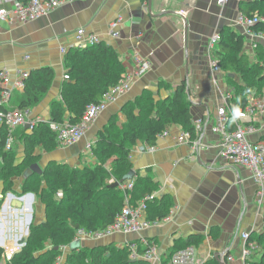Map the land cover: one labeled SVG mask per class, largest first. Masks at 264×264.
I'll return each mask as SVG.
<instances>
[{
    "label": "crops",
    "instance_id": "1",
    "mask_svg": "<svg viewBox=\"0 0 264 264\" xmlns=\"http://www.w3.org/2000/svg\"><path fill=\"white\" fill-rule=\"evenodd\" d=\"M239 2L233 0L219 6L216 0H63L53 12L33 21L0 20V71L9 70L12 82L19 79L21 71L30 73L46 66L55 71L48 92L31 108L33 117L39 120H50L52 103L62 100L61 90L66 82L65 58L70 51L63 54L62 48L75 41L79 27H87L98 34L102 42L112 46L125 71L134 69L136 55L152 61L151 69L133 83L129 92L100 114L79 142L69 146L58 144L48 151L37 147L35 153L41 155L39 161L42 159L44 165L38 163L42 169L51 161L80 164L84 155L90 152L86 150V144L94 142L103 125L106 126L115 115L124 121V106L134 102L146 90H150L156 100H162L186 81L193 119L204 117L206 122H213L226 91L233 89L227 79L230 72L223 70L221 74H213L208 44L211 36L220 33L224 27L243 34L233 22L241 11ZM0 7L10 9L13 3L0 0ZM115 20L118 21V37L109 32L111 22ZM217 48L218 45L211 51L216 57ZM245 50L252 59L256 58L246 37ZM231 74L232 78L236 75ZM23 93L24 89H14L5 107L18 109ZM68 116L69 113L66 118ZM27 125L19 126L12 134L11 147L18 152L19 162L25 155L22 137L32 131ZM4 128L0 125V138ZM182 130L180 126L172 125L169 135L157 142L153 152H141V143L131 151L135 174L150 172L158 183L154 192L157 199L166 194L172 197L169 212L174 211L173 219L139 235L115 233L101 240L83 241L84 245L115 242L123 247L128 241L139 242L142 247L150 244L156 247L161 258L155 264H166V257L173 249L184 246L191 236L202 235L201 243L196 245L199 264L212 254L223 255L227 251L234 257L228 264H243L241 232L261 227L257 225L260 222L254 202L257 187L252 172L226 163L220 157L221 138L210 128H206L199 138L198 154L192 153L190 144L178 143L176 137ZM0 162L3 163L1 159ZM23 183L16 180L12 189L6 191L0 179V247L10 254L19 248L21 239L29 235L32 219L36 217L37 196L32 192L23 194ZM14 197L22 205H18ZM155 205L156 202L152 203L153 212ZM39 207L36 208L40 212L38 222L46 216L44 204ZM60 258L63 263L65 257Z\"/></svg>",
    "mask_w": 264,
    "mask_h": 264
},
{
    "label": "trees",
    "instance_id": "2",
    "mask_svg": "<svg viewBox=\"0 0 264 264\" xmlns=\"http://www.w3.org/2000/svg\"><path fill=\"white\" fill-rule=\"evenodd\" d=\"M18 1L26 3L29 0ZM239 9L248 15L258 12L264 18V0H241ZM255 29L264 32V20L257 23ZM220 34L216 53L224 71L230 72L227 79H232L231 73L246 79V83L240 85L241 89L236 90L233 86L231 99L236 107H244L250 94L264 95V46L255 50L256 58L251 62V56L245 50L244 34L231 27H224ZM65 70L69 78L65 79L61 90L62 100L52 103L50 120H38L32 131L22 137L25 155L21 162L15 163L13 148H6L8 128L2 130L0 159L3 163L0 166V179L5 182L6 191L12 189L15 178L24 176L26 169L39 161L41 155L35 153L37 147L48 151L58 146L57 134L51 128V123H76L81 120L88 105L98 102L103 93L117 84L125 72L118 52L102 41L84 50L70 49L65 58ZM54 74L51 66L31 71L25 79L19 108L37 105L48 92ZM188 95L186 81L179 84L174 93L164 100H156L154 94L146 90L134 102L124 106L127 121L122 126L118 125L116 119H111L100 131L98 144L94 146L92 143L90 151L98 159L96 166L80 168L51 161L42 174L34 173L24 179L22 193H34L44 204L46 216L44 220L32 224L27 242L11 256L7 264H56L64 256L62 247L75 240L80 228L101 230L110 225L123 209L127 193L120 186L126 181L118 186H112L110 181L114 179L120 182L133 169L132 148L139 143L156 144L158 134L172 125L194 133ZM130 105L132 107L129 108ZM106 128L110 134H107ZM257 139L264 142V131L257 135ZM108 160L109 166H105ZM38 175L45 180L46 186L43 188L29 184ZM131 180L134 186L131 190L132 205L138 204L147 194H153L158 186L150 172L146 175L135 174ZM105 198L109 200L101 204L100 201ZM154 202L156 205L153 212L151 207ZM172 205L170 195H162L160 199L156 196L148 204L147 215L152 220L163 218ZM101 208H104L103 213ZM201 240L202 235L191 236L184 246L173 249L166 257V264L172 253L189 245L196 246ZM250 241H257L258 246H262L261 251L257 249L259 252L256 251L251 258V264H264V230L253 231ZM137 245L138 251L144 253L145 248L139 242ZM3 254L4 248L0 247V264ZM130 254L128 245L119 247L115 242H110L91 248H70L62 264H151L143 257L132 259ZM258 254L259 258L255 259ZM227 255L228 252L225 255L212 254L203 264H224L221 259Z\"/></svg>",
    "mask_w": 264,
    "mask_h": 264
},
{
    "label": "built area",
    "instance_id": "3",
    "mask_svg": "<svg viewBox=\"0 0 264 264\" xmlns=\"http://www.w3.org/2000/svg\"><path fill=\"white\" fill-rule=\"evenodd\" d=\"M2 1H11L13 3V7L10 9L0 7V20L9 22H29L36 20L50 14L63 3V0H29L26 3L18 0ZM231 1L233 0H216L219 6H225ZM263 20L264 18L258 12L248 15L242 11H239L233 20L234 25L242 29L248 45L253 51L262 45L264 46V32L255 29L256 24ZM117 26V20L110 24L109 32L114 37L119 36ZM220 40L221 34L216 32L211 36L208 44L209 66L213 74H221L223 72L220 59L214 54H211V51L218 45ZM100 42L101 38L98 34L88 30L85 26H81L76 30L75 41L70 46L62 48V52L65 54L68 49L84 50ZM151 67L152 61L149 58L136 55L134 69L126 70L117 84L106 90L98 102L88 105L81 120L76 123L69 121L51 123V128L57 134L58 143L62 146H69L79 142L100 114L121 95L129 92L133 83L138 78L144 76ZM28 76L29 72L21 71L19 79L12 82L9 70L4 68L0 71V82L2 84L0 92V125L8 128L9 131L6 145L7 149H11L12 134L15 129L26 124H29L33 128L39 120L33 117L31 108L8 109L5 107L11 99L14 89L23 90L25 88V79ZM64 78L68 79L69 75L65 73ZM232 96V90L226 91L224 101L217 106L213 122H206L204 117H198L194 120V133L188 130H182L176 139L178 143L190 144L192 153L198 154L199 151L197 150L200 147L199 138L206 128H210L213 133L221 138L220 157L226 163L239 165L251 170L252 176L258 184V201L261 202L264 197V142L257 139V135L264 131V95L256 96L255 94H250L248 96V103L244 107H236L231 101ZM169 133L170 128H167L158 134L157 142L165 138ZM91 148L92 141L86 144V150L90 151ZM156 148L157 143L152 145L142 143L139 146L141 152H153ZM110 182L113 183L115 181L112 179ZM120 186L127 193L123 209L118 213L115 220L101 230L80 228L74 241L78 240L82 243L86 240H101L115 233L139 235L152 226L169 222L173 219L174 211L169 212L163 218L150 219L147 215L148 204L156 198V195L154 193L147 194L138 204L132 205L131 190L134 187L133 181L128 180ZM59 195L62 196L63 194L60 192ZM253 229L256 231L264 229V219L263 225L260 228L253 227ZM253 229L252 231L241 232V258L243 264H251V258L258 249V245L254 241H250ZM144 243H147L146 240H144ZM126 245L131 249L130 256L132 259L143 257L151 264H155L161 259L154 245L148 244L145 246V251L142 254L138 251L136 241H128ZM231 247L232 245L230 244L229 251ZM196 252V246H186L172 253L168 264H199ZM7 255L10 257L12 254L7 251ZM232 260H234V257L230 253L221 259L224 264H228ZM56 264H61V258L57 260Z\"/></svg>",
    "mask_w": 264,
    "mask_h": 264
},
{
    "label": "rangeland",
    "instance_id": "4",
    "mask_svg": "<svg viewBox=\"0 0 264 264\" xmlns=\"http://www.w3.org/2000/svg\"><path fill=\"white\" fill-rule=\"evenodd\" d=\"M218 59H219V57H218ZM253 61H255V59H252L251 58V62H253ZM222 69H223V66H222ZM224 70V69H223ZM227 73V72H226ZM228 81H231V85H230V87L233 89V91H234V87H236V90L237 89H241V86L240 85H244L245 83H246V79H244V78H242L239 74H237L236 73V75L232 78V79H228ZM234 86V87H233ZM162 97V96H161ZM163 98V97H162ZM162 100H164V99H162ZM130 107H132V105H130L129 106V108ZM112 119H116L117 121H118V125L119 126H122L126 121H127V118H126V116L124 117V121H122L120 118H119V116L118 115H115L114 117H112ZM106 126H104L103 125V128H105ZM117 129V128H116ZM105 131L107 132V134H110V131H109V129L108 128H106L105 129ZM97 138H98V135H97ZM92 143H94V146L95 145H97L98 144V141H97V139H95V141L93 142L92 141ZM12 145H13V143H12ZM14 147V146H13ZM12 148V147H11ZM89 151V150H88ZM13 152H14V155H15V163H18L20 160H19V155H18V152L16 151V149H15V147L13 148ZM85 158V159H84ZM84 158L83 159H81V163L79 164V163H77V164H70V166H72V167H76L75 165H80L79 167L80 168H84V167H86V166H90V167H94V166H96V164H98V159L92 154V152L90 151L89 153H87V155H84ZM42 166L44 165L43 164V162H42V159L40 160V161H38ZM37 162V163H38ZM109 160L107 161V163L105 164V166H109ZM0 166L2 167V164H1V162H0ZM246 168V167H245ZM250 170V169H249ZM41 176H34L33 177V179L30 181V183L29 184H31L32 186H35V187H38V188H43V187H45L46 186V183H45V180L43 179V178H40ZM20 181V182H23L24 181V179H23V176H21V177H19V178H15V180L14 181ZM2 184L4 185L5 184V182L2 180ZM256 187L258 188V184H257V182H256ZM37 193H39V191H37ZM109 200V198H105V199H103V200H101L100 201V203L102 204V203H104L105 201H108ZM41 204H40V203ZM254 202H255V206H256V211H258V213L256 214V216L257 215H259V216H257V217H259L258 218V221H260V222H258L259 224H257L258 226H260V225H263V219H264V197L262 198V200H261V202H259L258 201V196H257V190H256V192H255V198H254ZM39 205H43V203L41 202V201H39V199H37V197H36V203H35V205H34V211H35V213H34V216H36L34 219H32V224L33 223H37L38 221H39V219H40V212L38 211V210H36V208H41V207H39ZM104 212V208H101V213H103ZM262 222V223H261ZM32 224H31V226H32ZM261 230H264V229H261ZM29 236V235H28ZM28 236H25L24 238H26V241L24 242V243H19V248L17 249V250H20V249H22V247L24 246V244L27 242V240H28ZM23 237V235H21L20 236V238H22ZM256 244L258 243L257 241H254ZM80 244H81V246L80 247H89V248H91V247H94V246H97V245H94V244H86V245H84L83 244V242L81 243L80 242ZM258 245V244H257ZM261 249H262V246L261 245H259L258 246V250L259 251H261ZM63 250H64V256L70 251V245H65V246H63ZM257 250V253L259 252ZM12 255L14 254V252L13 253H11ZM11 255V256H12ZM11 256L10 257H8V255H7V252L5 251V249H4V254H3V259H2V262H1V264H7V262L10 260V258H11ZM257 258H259V254H258V256H257ZM62 263V262H61Z\"/></svg>",
    "mask_w": 264,
    "mask_h": 264
},
{
    "label": "water",
    "instance_id": "5",
    "mask_svg": "<svg viewBox=\"0 0 264 264\" xmlns=\"http://www.w3.org/2000/svg\"><path fill=\"white\" fill-rule=\"evenodd\" d=\"M187 34H188V28L187 26H185V37L187 38ZM27 127H29V125H27ZM44 171V169H42V167L40 166L39 163H34L32 165L29 166V168L26 169L25 173H24V178L27 179L29 178V176L33 175L34 173H37V174H42ZM135 176V170H130V172L128 174H126L123 179L118 182V181H115L112 183V186H118L120 183H124L125 181L127 180H131L133 177ZM11 198H12V195H11ZM15 198V197H14ZM16 199V198H15ZM17 201L18 205H22V202L20 200H15ZM26 241V238H22L20 243H24ZM25 245V244H24ZM81 244H80V241L76 240V241H73L71 244H70V248L71 250H74V249H78L80 248ZM18 251V250H15L14 253ZM13 253V252H12Z\"/></svg>",
    "mask_w": 264,
    "mask_h": 264
}]
</instances>
